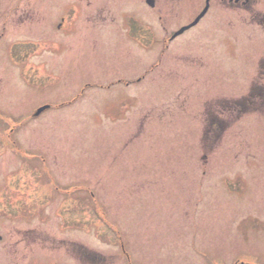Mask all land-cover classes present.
Wrapping results in <instances>:
<instances>
[{
	"label": "rangeland",
	"instance_id": "374dc122",
	"mask_svg": "<svg viewBox=\"0 0 264 264\" xmlns=\"http://www.w3.org/2000/svg\"><path fill=\"white\" fill-rule=\"evenodd\" d=\"M60 2L0 0V264H264V0L155 69L145 0Z\"/></svg>",
	"mask_w": 264,
	"mask_h": 264
},
{
	"label": "flooded vegetation",
	"instance_id": "af4514ba",
	"mask_svg": "<svg viewBox=\"0 0 264 264\" xmlns=\"http://www.w3.org/2000/svg\"><path fill=\"white\" fill-rule=\"evenodd\" d=\"M3 1V0H2ZM22 0H11L13 4H11L10 10H4L6 17H13L14 15L18 14V7L20 2ZM59 6L63 7L66 4V0H60ZM147 2V0H145ZM183 3L182 0H172V7H162L159 8V5H161L160 0H150L148 2V5H150V9L153 11V17L147 18L146 14L141 16V19L139 20L138 24V34L139 36H142L143 42L145 44H140L143 48L149 47V50L154 47L158 46L160 48V51L157 53L156 61L152 62V67L158 68L160 65L164 64V60L168 58L169 60L171 58L167 57L170 45L174 44L176 41L181 39L188 33L190 30L197 29L203 24H207V26L213 25L209 20V15L211 11V1L209 2V8L204 12V14L201 16V14L204 11V7L206 6V0L201 1L200 7L197 6V2L195 0V6L190 3V0H184ZM200 1V0H199ZM143 2V1H141ZM219 2L225 4L227 7H234L236 10H239V7L246 6L247 8L250 7V5H253L257 3V0H219ZM41 1L39 2V4ZM38 4V5H39ZM185 4V6L188 7V10H193L195 15L189 14L188 20H185L182 24H178V19L176 17L179 15L177 9L182 5ZM264 5V2L262 3ZM17 7V8H16ZM36 4L35 0H32V8L27 9L26 12L22 13L23 16H27L30 18L28 22H32L33 24H39L40 22H37V15H36ZM60 7V8H61ZM192 7V8H191ZM4 9V8H3ZM15 9V10H14ZM243 9V8H240ZM190 13V12H189ZM58 15H62V13H58ZM3 16V15H2ZM137 18V17H136ZM47 25L44 24L42 27H46ZM61 27V25H60ZM188 27V28H186ZM186 28V29H185ZM182 33L179 34V31L182 30ZM131 30V29H130ZM132 31V30H131ZM233 33L238 34L237 32L233 31ZM129 34L131 37L133 36L130 32ZM134 37V36H133ZM135 38V37H134ZM133 38V39H134ZM239 38V37H238ZM141 43V42H140ZM175 58V57H174ZM169 64V63H168ZM150 68V69H151ZM255 86H252L251 89H254ZM263 91L262 94H260V97L263 99ZM236 104L239 103V101H235ZM248 108V107H247ZM76 207H82L83 203L77 202ZM2 237H0L1 239ZM66 241V238L64 240H61L59 243L64 244ZM80 241H76L71 245V249L69 252H72L73 255L78 256L77 258L84 263V255H81V252L83 251V245L79 243ZM6 248V247H4ZM90 264H95L94 260H90Z\"/></svg>",
	"mask_w": 264,
	"mask_h": 264
}]
</instances>
